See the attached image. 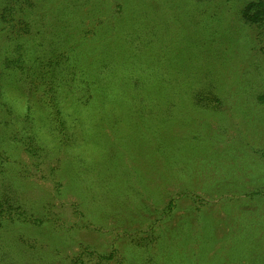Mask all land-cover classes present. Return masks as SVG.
Returning <instances> with one entry per match:
<instances>
[{
  "label": "rangeland",
  "instance_id": "1",
  "mask_svg": "<svg viewBox=\"0 0 264 264\" xmlns=\"http://www.w3.org/2000/svg\"><path fill=\"white\" fill-rule=\"evenodd\" d=\"M117 1L127 3L129 17L133 16L132 10L138 0H108L101 9L109 15L117 10ZM163 1L174 3L172 8H165L172 26L155 35L160 40L165 37V46L170 45L174 50L194 42L192 34L198 25L212 26L215 23L211 16L202 15V8L206 6L198 5L200 0ZM251 1L258 0H209L212 6L220 7L212 10L223 14L219 22L227 23L231 30L225 34V41L229 44L224 45L223 50L228 54L225 62L229 60L230 63L221 65L225 62L218 59L221 68L214 70L223 74L219 78L224 94H221L224 101L221 111L215 110L214 105L203 109L184 96H176L172 114L166 113L163 125L149 123L141 126L138 115L139 108H145L142 100H147L150 105L156 103L155 99L161 93L156 91L166 86L162 75H157L153 67L155 57L160 56L158 46L150 42L149 52L137 57L138 66L142 61L146 62L139 76L136 75L137 86L126 77L130 68L125 69V75H120L116 84H110L118 89L119 94L101 109L109 119L116 116L111 124H103L104 134H100L99 127L91 121L93 114L90 115L87 125L83 121L79 129L78 140L65 147L64 154L55 152L51 162L45 159L24 182L28 189L25 197L33 203L30 206L34 208V217L47 215L48 219H54L53 222L41 229L21 225L11 230L10 235L26 242L36 241L43 250L51 248L52 253L57 247L60 253L54 250L55 264H63V259L75 256L85 247L93 253L87 264H97L99 256L111 252L115 260L122 262L120 258H126L129 264H138L141 254L137 255L133 250L127 254L126 244L131 243L132 238L126 233L135 231L138 237L150 236L147 234L149 222H154L167 203L177 196L171 215L158 224L168 227L167 238L176 247L169 252L160 249L159 253L157 246L151 249L155 259L150 260V264H264V195L256 194L264 191V103L250 99L257 88L264 91V27L261 30L251 27L242 19L244 7ZM155 4L154 1L151 9ZM107 18L115 22L111 15ZM113 34L114 31L110 38ZM129 41L135 45L141 38ZM194 73L199 74L198 71ZM194 73L187 77L193 79ZM180 79L164 93L174 94L185 88ZM16 80L15 76L5 77V81L0 82L1 89L7 90L9 95L19 93L14 86ZM13 105L14 109L21 108L18 102ZM171 121L180 124L175 127ZM221 128L225 132L215 134ZM81 129L88 130L89 135L82 133ZM47 130L46 126L39 129L40 137L49 147H54L56 142ZM197 130L200 138L194 140ZM151 136L161 140V148L165 146L164 165H156V168L145 162L150 155ZM191 147L192 156L189 153ZM16 158L30 165L26 154H18ZM59 159L65 161V165L58 167ZM92 160L102 161L98 168L100 178L97 177L91 185L101 187L98 192L93 191L98 198L112 188L123 187L129 193L134 188V171L144 178L137 189L146 195L148 211L138 215L135 221L124 224L111 217L103 220L105 216L101 211L96 216L97 221L90 216L88 210L95 206L91 201L92 194L88 193L90 188L85 190L84 180L75 176V169L78 171L90 164L95 166ZM189 160L191 163L195 161V167L200 165L190 181L184 176L190 194L185 195V188L177 189V184L182 182L175 184L167 165L171 163L182 170L188 167ZM52 167L56 170L50 175ZM179 193L182 196L177 195ZM43 206H48L47 210L42 211ZM87 221L93 225L83 227ZM131 246L136 249L135 245ZM168 257L174 260L170 261Z\"/></svg>",
  "mask_w": 264,
  "mask_h": 264
},
{
  "label": "trees",
  "instance_id": "2",
  "mask_svg": "<svg viewBox=\"0 0 264 264\" xmlns=\"http://www.w3.org/2000/svg\"><path fill=\"white\" fill-rule=\"evenodd\" d=\"M106 1L108 0H0V82L5 81V77L15 76L18 80L14 86L19 92L9 95L0 85V264H55L53 254L55 251L60 253L57 247L53 246L55 251L52 253L51 248L49 251L43 250L36 241L26 242L10 235L15 227L26 225L41 229L54 220L48 219L47 215L34 217V208L30 206L33 203H29L25 197L28 191L25 183L45 159L51 162L56 153L64 154V148L72 146L78 140L79 129L83 121L87 125L90 115L93 114L91 121L99 127L100 134H104L103 124H111L116 116L112 115L109 119L108 115L101 113V109L119 94L116 92L118 89L110 87V84H116L120 75H125V69L130 68L126 77L137 86L136 77L146 63L142 61L138 66L137 57L149 52L150 42H155L158 46L157 53L160 56L155 57L156 64L153 67L157 75H162L166 86L163 85L156 91L161 92L155 99L156 103L150 105L147 100H142L145 108L141 106L138 115L141 126H148L149 123L152 126L163 125L166 113L169 111L172 114L171 108L176 103V96H184L203 109L214 105L215 110L221 111L224 101L219 78L223 74L214 70L227 65L229 61L225 62L228 54H224L223 50L226 47L224 45L229 44L225 41V34L231 30L227 23L223 25L219 22L223 14L212 11L220 9L219 6H212L211 0H200L198 5L206 6L202 8V15L211 16L215 23L212 26L198 25L192 34L194 42L174 50L170 45L165 46V37L160 40L155 35L163 32L167 26H172L165 13L166 7L174 6L172 1L138 0L131 17L128 4L117 1V10L109 14L114 17L115 22L108 19L109 15L101 9ZM154 1L156 4L151 9ZM242 19L247 25L261 30L264 27V0L249 2L242 11ZM112 31L114 34L110 38ZM139 37L141 41L138 44L133 45L129 41ZM218 59L225 63L220 65ZM197 71L199 74L194 73ZM192 73L193 79L187 77ZM178 79L180 84L186 85L185 88L166 95L164 92H169ZM130 92L132 95L131 89ZM253 93L250 99L255 102L262 100L264 103V91L257 88ZM17 102L21 108L14 109L13 103ZM178 124L180 123L176 122L173 125L176 127ZM45 126L56 142L54 147H49L40 137L39 129ZM174 128L171 131L174 132ZM224 132L221 128L215 134ZM82 133L89 135L88 130H82ZM196 134L194 140L200 138L198 130ZM188 135L184 137H189ZM160 142V139L150 137V155L145 162L151 167L160 166L165 159V146L161 148ZM192 149L193 147L189 149L191 156L194 154ZM22 153L29 157L30 165H25L23 159L16 158V155ZM92 161L95 166L90 162L89 167L78 171L75 169V176L84 180L85 190L90 188L88 193L92 194L91 201L95 206L88 210L90 216L96 219L101 211L105 216L103 220L111 217L124 224L135 221L138 215L148 211L146 195L137 189L144 178L134 174V171V188L129 193L123 187L112 188L105 190V195L98 198L95 192L101 187L91 185L97 177L100 178L98 168L102 161ZM189 161L188 167L182 170L177 165H167L175 184L182 182L177 184L180 191L186 189V178L190 181L200 165L195 167V161ZM57 162L58 167L66 163L60 159ZM55 170L52 167L50 175ZM183 194L190 195L187 189ZM256 194L263 196L264 191ZM176 201L177 196L167 203L154 222H149L147 234L150 236L141 238L135 235V231L126 233L132 238L131 243L126 244L127 254L132 250L137 255L141 254L138 264H150V260L155 259L151 249L156 246L158 253L160 249L169 252L176 247L167 238L168 227L158 225L171 215ZM47 207L43 206L42 211L47 210ZM90 224L93 225L87 221L83 227ZM92 255L89 248L85 247L75 256L63 259V264H87ZM114 258L112 252L101 255L97 264H129V259L120 258L123 260L120 262ZM168 259L174 260L170 257Z\"/></svg>",
  "mask_w": 264,
  "mask_h": 264
}]
</instances>
